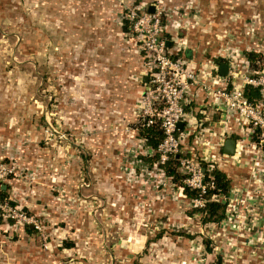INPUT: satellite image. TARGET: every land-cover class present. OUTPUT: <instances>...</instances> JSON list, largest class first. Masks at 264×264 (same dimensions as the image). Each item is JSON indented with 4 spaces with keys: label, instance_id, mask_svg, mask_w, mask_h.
<instances>
[{
    "label": "rangeland",
    "instance_id": "1",
    "mask_svg": "<svg viewBox=\"0 0 264 264\" xmlns=\"http://www.w3.org/2000/svg\"><path fill=\"white\" fill-rule=\"evenodd\" d=\"M100 1L107 3L101 17L86 4L78 9L79 0H0V163L14 167L6 197L42 226V235L0 230V264H213L218 255L223 264H264V142L252 153L257 179L247 152L233 181L243 197L233 199L221 223H201L179 189L181 174L172 180L149 158L136 163L142 91L125 108V95L116 99L99 76L119 57L94 54L98 43L114 44L97 31L113 22L108 8H116L120 22L127 5L151 0H117L120 7ZM164 3L180 21L179 38L216 40L208 47L206 37L197 41L205 55L227 62L231 52L250 51L258 55L250 71L264 67V0ZM228 22L253 41H235L241 35ZM78 36L81 42L73 40ZM125 36L134 42L132 32ZM77 50L89 56L78 62Z\"/></svg>",
    "mask_w": 264,
    "mask_h": 264
},
{
    "label": "built area",
    "instance_id": "2",
    "mask_svg": "<svg viewBox=\"0 0 264 264\" xmlns=\"http://www.w3.org/2000/svg\"><path fill=\"white\" fill-rule=\"evenodd\" d=\"M150 7L153 11L149 10ZM127 9L124 17L130 21V30L139 43L138 50L144 58L143 73L148 78L139 102V114L136 115L139 127L157 124L163 134L157 146L153 147L141 135L139 128L135 129L139 131L140 147V150H135L136 163L143 166L144 157L155 155L149 165L164 178L174 180L162 165L175 157L179 163L177 171L182 175L179 183L181 193L186 196L182 183L197 191L196 196L189 198L193 208L200 209L207 200H217L226 202V212H230L233 199L242 198L243 191L238 196L239 185L235 188L232 182L226 194L213 193L206 198L207 190L214 188V182L210 174L206 178L205 169L211 172L213 168H223L224 165L247 163L248 158L243 160V156L253 151L249 153L252 157L257 143L264 142V67L250 71V63L244 56L231 54L227 56V74L220 75L219 66L224 61L208 64L184 55L173 57L172 53L182 51L185 46L178 36L180 21L169 17L164 0H151L143 6L127 5ZM170 42H173L171 46ZM247 85L258 90L259 98L250 100L246 97ZM208 106L219 112V120L215 124L204 125L195 115H205L204 109ZM179 122L182 123L181 128L178 127ZM229 124H233L238 132L233 155L221 149L223 138L229 133ZM215 135L219 136L216 142L212 140ZM253 136L258 140H252ZM254 155L252 171L258 164ZM13 171L14 167L0 163V185L5 186L10 181ZM257 176L256 172L251 173L252 180ZM252 197L255 199L257 196L250 194L249 198ZM9 200L10 197L0 198V230L9 236L11 232L18 233L21 226L31 225L42 235L40 221Z\"/></svg>",
    "mask_w": 264,
    "mask_h": 264
},
{
    "label": "crops",
    "instance_id": "3",
    "mask_svg": "<svg viewBox=\"0 0 264 264\" xmlns=\"http://www.w3.org/2000/svg\"><path fill=\"white\" fill-rule=\"evenodd\" d=\"M113 1L114 0L110 1L111 5L110 4L109 5L111 7L118 5L117 0H115V2H113ZM79 2H80V5L77 4L78 6H76L78 9H80V10L86 9V8L82 7V5L86 4L90 8L93 7V11H92L93 15L97 14L100 17H101V14H100L101 10L100 9L104 10L106 8V5H107V3L104 4V1L101 2L100 0H99V2L98 1L97 2L92 1V3L94 2L93 4L91 2L86 1V0H79ZM120 2H121V0H120ZM118 7H120V6L118 5ZM108 12H109L108 16H111V20L113 22H111V23L107 22L103 29H97V31H98V34L101 31V34L104 37H106V39L113 41L114 44L112 47H110V48L106 47L104 49L105 46H103V45H105V44L98 43V45H97L98 48L95 50L94 54L101 55L103 57L114 55V57L118 56L119 59H116L112 63V65L110 67H108V70L100 69V71H99L100 75L99 76H100V78H102L103 83L104 82L107 83L109 88L112 89V95H114V97H116V99H119V98L121 99L122 96L125 95L123 105H125V108L129 107V109H131L136 104V96H137L138 91L141 90L142 91L141 93L143 94L144 83H145L143 81V77L145 76L143 73V70H142V64L143 63H142V60L140 59V54L138 53L139 52L138 48H135V46H134L135 43L132 41L133 39L127 40L126 36H125L126 34H124V36H123V34L121 33V28L123 25V23L121 21L124 20V18L122 16V12L120 11L121 12V16H119L120 22L118 21L117 17L116 18L114 17V16H116V8H108ZM82 14H84V13H82ZM103 16H106V14L104 13ZM114 18H115V21L113 20ZM81 20L84 21L85 19H81ZM104 20H107V19H104ZM229 20L230 19L228 18V21ZM228 29L233 35H236V34L241 35V38H236L235 41H238L240 39L253 41L251 34H246V37L244 38L246 32L243 31L241 25H232L231 22H228ZM205 37H206V41H205ZM98 38H100V36H98ZM81 39H83V38L78 36L77 38H75L73 40H75L77 42L78 41L81 42ZM202 39L205 41L207 47L209 46V43L214 44L216 42V40H214L213 37L208 38L207 35H205V34L200 35V36H197L196 34H190L189 40L187 38L189 44H187V46H185L183 51H182V52H184V55L186 57H188V59H192V60L198 59L199 61H205L208 64H210V63L220 64L221 62H219L218 60H216L214 58V54L213 55L211 54L210 56H208V55H205L203 53V51L200 48L201 46H198V44H197V41L202 40ZM97 41L99 42L101 40L98 39ZM132 43L134 45H132ZM169 45L171 46L172 43H169ZM135 49H137V51ZM68 51L69 50H64V52H66V53ZM187 51H189V52H187ZM70 52H73V51L71 50ZM74 53H75L74 56L79 57L78 62L83 60L82 57L89 56L85 50H77ZM231 54H234V52H231ZM231 54H229V55H231ZM235 54H237V52H235ZM100 62L103 63L102 61H100ZM124 90H126V91L124 92ZM137 100H138V98H137ZM118 105H119V103H118ZM204 111L206 113L205 115H203L201 113H197L198 115L197 114L195 115L196 119L198 118L199 120H201L202 122L205 123V124L203 123L204 125L215 124L219 120V112L216 111L215 109L210 108L208 106L204 109ZM130 116L132 118L131 113H130ZM208 121H209V123H208ZM227 129L229 130V133H226L225 136L223 135L224 136L223 145H224V142L226 139L233 138L235 140L237 138L238 132H236V129L233 126V124H229ZM135 136L137 138H139L137 133H135ZM218 138H219V136L215 135V136H213L212 140L214 142H216ZM223 145L221 146L222 151H223ZM244 165H245V163H242V165L241 164L239 166L236 165V167L240 168ZM226 166H228V165H226ZM3 188L6 189V193H7V191H9L8 185H5ZM32 210H33V207H30L29 211H32ZM28 226L30 227V229H33V228H31V225H28ZM18 258H20V257H18Z\"/></svg>",
    "mask_w": 264,
    "mask_h": 264
},
{
    "label": "trees",
    "instance_id": "4",
    "mask_svg": "<svg viewBox=\"0 0 264 264\" xmlns=\"http://www.w3.org/2000/svg\"><path fill=\"white\" fill-rule=\"evenodd\" d=\"M89 11H90V14H92L93 7L86 10V12H89ZM130 26H131L130 21L127 19H124L123 25L121 28V33L123 35L129 34V32H131ZM185 41H187L185 38L180 39V42L182 43H186ZM134 42L136 44V46L134 45L135 48H138V45H139L138 41L135 39ZM182 51L180 50L176 52L175 54L172 53L171 55L173 57L176 55H179V56L184 55V52ZM244 57L249 61L252 67L254 63L258 61L257 60L258 55L255 54L254 52L245 51ZM254 66L256 67V64ZM245 95L250 100L259 98L258 90L249 85L245 86ZM139 130H140L141 135H143L147 139V143L153 147L157 146V144L160 142L163 136L162 131L157 124H154L151 126H145V125L140 126ZM144 158L145 159L149 158L150 161H152L156 158V156L154 155L153 157H144ZM178 164H179L178 160L175 157H173V158H170L168 161H166L162 165L166 173L169 176L173 177L174 180H177L180 178L177 172ZM209 174L211 175V178L213 179L214 188L207 190L206 198H209V196L212 195L213 193L226 194L229 191L231 183L234 181V177L236 175V166L228 165L225 168L224 167L223 168H213L211 172L205 169V175L207 179H208L207 175ZM182 186H183V192L186 195V197L191 198L197 195L196 190H191L187 188L183 183H182ZM4 197H6V189H4L2 185H0V198H4ZM198 210L200 211L199 217H200L201 223H207V222L221 223L226 217V202L217 201V200H207V202L205 203V206ZM21 229L22 230L25 229V231L27 230L28 233H31L33 230V229H30L28 225L21 226ZM203 241H204L205 250L207 252H212V248L209 245V240L204 239ZM213 264H223L222 259L219 255L216 257V261Z\"/></svg>",
    "mask_w": 264,
    "mask_h": 264
},
{
    "label": "water",
    "instance_id": "5",
    "mask_svg": "<svg viewBox=\"0 0 264 264\" xmlns=\"http://www.w3.org/2000/svg\"><path fill=\"white\" fill-rule=\"evenodd\" d=\"M150 11H153V8L150 7L149 8ZM189 52V51H187ZM228 71V64L226 62H222L219 66V73L220 75H226ZM147 76L145 75L143 77V81L146 82L147 81ZM178 127L181 128L182 127V123L179 122L178 123ZM223 152L228 154V155H233L235 152V140L233 138H228L225 140L224 145H223ZM4 187V186H3ZM32 228V226H31Z\"/></svg>",
    "mask_w": 264,
    "mask_h": 264
},
{
    "label": "bare ground",
    "instance_id": "6",
    "mask_svg": "<svg viewBox=\"0 0 264 264\" xmlns=\"http://www.w3.org/2000/svg\"><path fill=\"white\" fill-rule=\"evenodd\" d=\"M226 165H224V168H225Z\"/></svg>",
    "mask_w": 264,
    "mask_h": 264
}]
</instances>
